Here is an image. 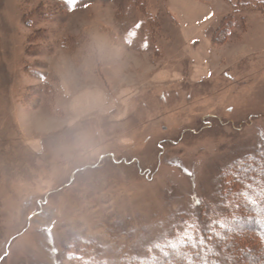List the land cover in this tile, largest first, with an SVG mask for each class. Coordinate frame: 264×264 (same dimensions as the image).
Wrapping results in <instances>:
<instances>
[{
	"label": "rangeland",
	"instance_id": "rangeland-1",
	"mask_svg": "<svg viewBox=\"0 0 264 264\" xmlns=\"http://www.w3.org/2000/svg\"><path fill=\"white\" fill-rule=\"evenodd\" d=\"M261 151L264 0H0V264H156Z\"/></svg>",
	"mask_w": 264,
	"mask_h": 264
},
{
	"label": "trees",
	"instance_id": "trees-1",
	"mask_svg": "<svg viewBox=\"0 0 264 264\" xmlns=\"http://www.w3.org/2000/svg\"><path fill=\"white\" fill-rule=\"evenodd\" d=\"M261 155L264 160V152ZM260 195L257 194L258 197ZM237 197L238 201L235 200L231 205L234 210L242 209L244 213L235 214L239 219L232 220V224L225 229L221 228L219 232L223 240L215 244L213 252H206L205 258L200 260L191 256V250L186 245L179 244L175 250L168 248L167 254L156 256V264H264V197L253 200L248 192L240 193ZM237 205L240 207L237 208ZM251 209L258 211V214L251 215ZM231 228L232 232L228 236ZM207 232L206 229L202 230V234ZM242 237H251V247L242 245ZM255 245H258L257 251Z\"/></svg>",
	"mask_w": 264,
	"mask_h": 264
},
{
	"label": "snow or ice",
	"instance_id": "snow-or-ice-1",
	"mask_svg": "<svg viewBox=\"0 0 264 264\" xmlns=\"http://www.w3.org/2000/svg\"><path fill=\"white\" fill-rule=\"evenodd\" d=\"M75 3V0H72ZM210 17H205V19H209ZM140 27L139 24L135 26L136 29ZM135 31H129L128 35L130 38L135 37ZM143 47H147V43L143 45ZM162 147V146H160ZM197 203H200L197 201ZM237 208L240 205L236 206ZM232 220H238L239 217L233 216ZM219 223L220 228H225L229 225V220L226 218L223 223ZM181 224L184 226L181 230V234L177 242L169 240L166 242V246L175 250L177 248V243L181 245H186L191 250V256L203 260L205 258L206 252H213V248L215 244L219 243L223 240V237L219 231H213L211 227V222L206 224L208 227L207 234H202L201 224L199 222V217H197L195 222H186L181 221ZM179 227V226H178ZM161 247V245L157 244V248ZM167 254V253H165Z\"/></svg>",
	"mask_w": 264,
	"mask_h": 264
}]
</instances>
